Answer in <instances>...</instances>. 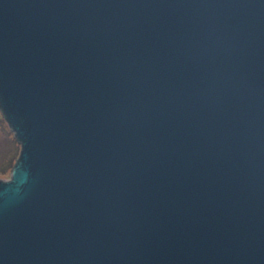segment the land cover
<instances>
[{"label":"water","instance_id":"95a60500","mask_svg":"<svg viewBox=\"0 0 264 264\" xmlns=\"http://www.w3.org/2000/svg\"><path fill=\"white\" fill-rule=\"evenodd\" d=\"M0 264H264V0H0Z\"/></svg>","mask_w":264,"mask_h":264},{"label":"rangeland","instance_id":"374dc122","mask_svg":"<svg viewBox=\"0 0 264 264\" xmlns=\"http://www.w3.org/2000/svg\"><path fill=\"white\" fill-rule=\"evenodd\" d=\"M20 149L21 143L16 139L0 109V179L9 178Z\"/></svg>","mask_w":264,"mask_h":264},{"label":"trees","instance_id":"16d2710c","mask_svg":"<svg viewBox=\"0 0 264 264\" xmlns=\"http://www.w3.org/2000/svg\"><path fill=\"white\" fill-rule=\"evenodd\" d=\"M19 154H20V150H19V153H18L17 159H16L15 163H13V166H12V167H14V165L18 162ZM12 167H11V169H12ZM0 172H2V171H0Z\"/></svg>","mask_w":264,"mask_h":264}]
</instances>
